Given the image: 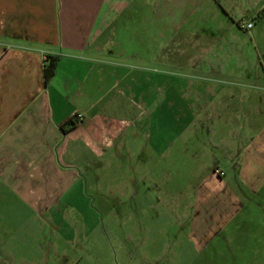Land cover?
I'll use <instances>...</instances> for the list:
<instances>
[{
    "label": "crops",
    "instance_id": "0c3cea01",
    "mask_svg": "<svg viewBox=\"0 0 264 264\" xmlns=\"http://www.w3.org/2000/svg\"><path fill=\"white\" fill-rule=\"evenodd\" d=\"M136 1L0 0V264L26 251L19 228L10 234L18 226L11 216L35 219L47 210L52 224L72 228L64 218L88 210L76 201L85 198L84 172L70 164L92 154L128 161L129 176L153 179L154 171L164 172L172 144L182 143L177 137L193 135L190 156L201 159L193 168L200 173L192 174L200 181L183 203L180 224L197 253L227 220L250 209L240 193L264 194V0H156L163 11L153 10L155 0ZM155 21L159 46L149 40ZM46 54L57 61L43 82ZM139 61L182 67L183 100L171 96L175 78L144 70ZM74 112L81 121L71 118ZM198 129L208 138L200 140ZM177 149L178 160L190 158ZM66 233L69 247L73 234ZM36 247L29 254L39 255ZM164 251V264H185L186 249ZM225 253L229 264L248 255Z\"/></svg>",
    "mask_w": 264,
    "mask_h": 264
},
{
    "label": "rangeland",
    "instance_id": "374dc122",
    "mask_svg": "<svg viewBox=\"0 0 264 264\" xmlns=\"http://www.w3.org/2000/svg\"><path fill=\"white\" fill-rule=\"evenodd\" d=\"M136 2L145 5V0ZM152 8L163 11L165 6L163 8L162 2L155 0ZM175 8L174 3L170 2L168 9L174 11ZM137 22V40L142 43L145 41L144 16L139 14ZM156 24L155 21L154 32L149 40L150 45L159 46L162 35L158 36ZM138 65L151 73L175 78L171 82V96L176 103L183 100L180 79L186 74L182 67L158 65L155 62L145 64L140 61ZM192 82L185 89L191 91L194 87ZM170 124L169 137L173 141L177 134L172 128L173 121ZM189 135L177 137L182 143L175 141L172 144L170 158L163 160L164 172L161 170L156 174L154 171L153 179L142 175L135 179L129 176L131 171L128 161L117 162L104 157L98 159L94 154L87 160L71 163L80 173L84 172L79 178V186L85 198L76 201L86 202L88 210L84 206L80 210L81 215L76 216L70 212L71 220L64 218L72 222V228L62 226V220L58 224L57 215L54 219L58 225L52 224L47 210L35 219H29L31 216L27 214H19L18 218L11 216V221L15 220L18 226L11 225L10 234L19 228V235L26 240V251L22 256L14 257L10 264H164L163 261L167 259L164 249L167 245L186 249L187 256L182 258L185 264H229L230 257H226V251H233L235 255L248 253L249 256L233 257L235 264L246 260H249V264H264V257L260 255L264 252V194L240 193L239 196L244 197V200L247 197L250 199V209H241L239 215L215 230L217 236L202 247V252L193 251L191 242L184 241L185 229L180 224L186 211L183 203L192 200L193 190L200 181V177L194 175L200 173V170L193 168L200 163L198 160L201 155L193 154L191 158L193 135ZM198 135L200 140L208 138L204 129H198ZM176 149L190 158L187 161L178 160L173 155ZM168 194L175 201L173 205L172 201L169 200L167 204L166 197L163 198ZM66 232L73 234L71 237L74 240L69 247L64 241L65 234H68ZM127 234L132 235L130 244L126 242ZM126 244L132 246L130 251L125 248ZM35 245L40 249V254L33 256L29 253L34 251ZM64 248L71 249L65 251ZM214 251H218L217 255L209 256L211 253L214 255Z\"/></svg>",
    "mask_w": 264,
    "mask_h": 264
},
{
    "label": "trees",
    "instance_id": "16d2710c",
    "mask_svg": "<svg viewBox=\"0 0 264 264\" xmlns=\"http://www.w3.org/2000/svg\"><path fill=\"white\" fill-rule=\"evenodd\" d=\"M57 56L46 54L43 59L42 64V75H43V82H46V80L51 77V75L55 71Z\"/></svg>",
    "mask_w": 264,
    "mask_h": 264
},
{
    "label": "built area",
    "instance_id": "2783aa9c",
    "mask_svg": "<svg viewBox=\"0 0 264 264\" xmlns=\"http://www.w3.org/2000/svg\"><path fill=\"white\" fill-rule=\"evenodd\" d=\"M250 22H246L243 26L244 27H249L250 26ZM71 118H73L76 122L77 121H81L82 120V114L80 112H74L73 114H71ZM217 172L218 175L222 174L221 170H215Z\"/></svg>",
    "mask_w": 264,
    "mask_h": 264
}]
</instances>
